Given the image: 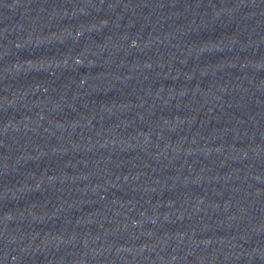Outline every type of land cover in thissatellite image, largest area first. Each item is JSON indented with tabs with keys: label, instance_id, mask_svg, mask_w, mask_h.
I'll return each instance as SVG.
<instances>
[{
	"label": "water",
	"instance_id": "95a60500",
	"mask_svg": "<svg viewBox=\"0 0 264 264\" xmlns=\"http://www.w3.org/2000/svg\"><path fill=\"white\" fill-rule=\"evenodd\" d=\"M0 264H264V0H0Z\"/></svg>",
	"mask_w": 264,
	"mask_h": 264
}]
</instances>
